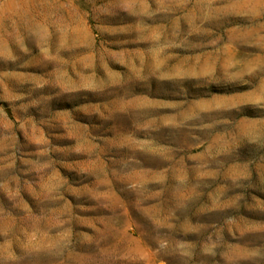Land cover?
Instances as JSON below:
<instances>
[{"label":"rangeland","instance_id":"1","mask_svg":"<svg viewBox=\"0 0 264 264\" xmlns=\"http://www.w3.org/2000/svg\"><path fill=\"white\" fill-rule=\"evenodd\" d=\"M0 264H264V0H0Z\"/></svg>","mask_w":264,"mask_h":264}]
</instances>
